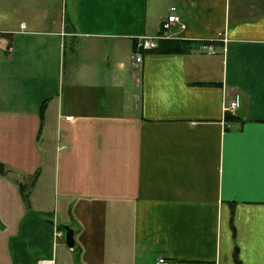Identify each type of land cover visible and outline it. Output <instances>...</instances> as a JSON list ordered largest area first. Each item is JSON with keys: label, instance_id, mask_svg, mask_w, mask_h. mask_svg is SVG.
I'll return each mask as SVG.
<instances>
[{"label": "crops", "instance_id": "obj_1", "mask_svg": "<svg viewBox=\"0 0 264 264\" xmlns=\"http://www.w3.org/2000/svg\"><path fill=\"white\" fill-rule=\"evenodd\" d=\"M0 115V264H264V0H0Z\"/></svg>", "mask_w": 264, "mask_h": 264}, {"label": "built area", "instance_id": "obj_2", "mask_svg": "<svg viewBox=\"0 0 264 264\" xmlns=\"http://www.w3.org/2000/svg\"><path fill=\"white\" fill-rule=\"evenodd\" d=\"M186 24L181 16L176 12L174 6L170 7L169 13L160 22V31L155 35H140L137 37L135 49L130 55L131 64L137 65L142 62L143 52L148 49L156 48L162 39L178 38V30H183ZM225 39V37H223ZM200 48L207 53H215L213 45L202 43ZM237 106V98H233L225 106V110L234 113ZM157 262L167 264V261L159 256Z\"/></svg>", "mask_w": 264, "mask_h": 264}, {"label": "trees", "instance_id": "obj_3", "mask_svg": "<svg viewBox=\"0 0 264 264\" xmlns=\"http://www.w3.org/2000/svg\"><path fill=\"white\" fill-rule=\"evenodd\" d=\"M190 45V40L183 38H171V39H162L159 41L158 46L155 49L165 52H184ZM227 114H230L227 112ZM228 120H233L232 116H227ZM235 261L238 263V260L235 256Z\"/></svg>", "mask_w": 264, "mask_h": 264}, {"label": "water", "instance_id": "obj_4", "mask_svg": "<svg viewBox=\"0 0 264 264\" xmlns=\"http://www.w3.org/2000/svg\"><path fill=\"white\" fill-rule=\"evenodd\" d=\"M61 227L64 230V240H65V243L69 247H72L74 245L73 229L69 225H66V224H61Z\"/></svg>", "mask_w": 264, "mask_h": 264}, {"label": "rangeland", "instance_id": "obj_5", "mask_svg": "<svg viewBox=\"0 0 264 264\" xmlns=\"http://www.w3.org/2000/svg\"><path fill=\"white\" fill-rule=\"evenodd\" d=\"M133 52V51H132ZM132 52H131V54H132ZM130 54V55H131ZM0 121L1 122H11L10 121V119L9 118H3V117H1V115H0ZM1 145H3V146H6V143H5V140L2 142V143H0V146ZM2 154H3V152H2V150L0 151V159L1 160H3L4 162H6V163H10V164H15V165H18V162L20 161V159H18V160H11V159H9V158H4L3 156H2Z\"/></svg>", "mask_w": 264, "mask_h": 264}]
</instances>
